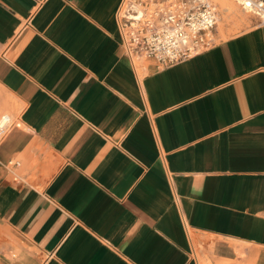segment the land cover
<instances>
[{
	"label": "crops",
	"instance_id": "1",
	"mask_svg": "<svg viewBox=\"0 0 264 264\" xmlns=\"http://www.w3.org/2000/svg\"><path fill=\"white\" fill-rule=\"evenodd\" d=\"M121 5L0 0V264H264V25L160 65Z\"/></svg>",
	"mask_w": 264,
	"mask_h": 264
},
{
	"label": "built area",
	"instance_id": "2",
	"mask_svg": "<svg viewBox=\"0 0 264 264\" xmlns=\"http://www.w3.org/2000/svg\"><path fill=\"white\" fill-rule=\"evenodd\" d=\"M233 1L264 25V0ZM137 10L138 17L131 14ZM122 13L125 50L134 57H151L160 65H171L212 44L216 11L207 0H122ZM17 125L9 114H1L0 141Z\"/></svg>",
	"mask_w": 264,
	"mask_h": 264
},
{
	"label": "rangeland",
	"instance_id": "3",
	"mask_svg": "<svg viewBox=\"0 0 264 264\" xmlns=\"http://www.w3.org/2000/svg\"><path fill=\"white\" fill-rule=\"evenodd\" d=\"M229 1L232 2L231 0ZM214 5L217 8L216 9L217 10V21H216V26L213 29L212 43L216 42L219 39H224L228 36L234 35L238 33L239 31H241L242 29L249 28L253 23L257 22V19L253 15L244 13L237 4L235 5L236 11H234L230 19L227 21H220L221 14L218 11V6L215 3ZM122 15L123 13L120 15V21L122 24H124L125 21L122 18ZM234 22H244V23L236 25V24H233Z\"/></svg>",
	"mask_w": 264,
	"mask_h": 264
},
{
	"label": "bare ground",
	"instance_id": "4",
	"mask_svg": "<svg viewBox=\"0 0 264 264\" xmlns=\"http://www.w3.org/2000/svg\"><path fill=\"white\" fill-rule=\"evenodd\" d=\"M207 1H209L213 5L214 10L216 11V21H217V10H216V7H215L214 3L218 6L219 11H221L222 13L225 14V8L228 6V2H230L228 0H213L214 3L212 2V0H207ZM231 1H232V2H230L231 5L236 8L235 2L233 0H231ZM123 4H124V2H123ZM244 13H246V12H244ZM131 14L134 15V16H137V17L140 15V13H138V10L137 11H131Z\"/></svg>",
	"mask_w": 264,
	"mask_h": 264
}]
</instances>
